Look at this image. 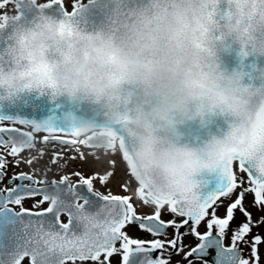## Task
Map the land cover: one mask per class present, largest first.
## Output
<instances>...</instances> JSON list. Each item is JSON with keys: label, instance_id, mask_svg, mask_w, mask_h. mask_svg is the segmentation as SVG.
Segmentation results:
<instances>
[{"label": "clouds", "instance_id": "1", "mask_svg": "<svg viewBox=\"0 0 264 264\" xmlns=\"http://www.w3.org/2000/svg\"><path fill=\"white\" fill-rule=\"evenodd\" d=\"M105 7L108 23L70 56L61 55L71 37L55 17L13 21L0 91L35 89L47 65L59 96L109 107L134 140L149 191L175 199L234 148L264 135V33H245L239 7L223 0H107Z\"/></svg>", "mask_w": 264, "mask_h": 264}, {"label": "snow or ice", "instance_id": "2", "mask_svg": "<svg viewBox=\"0 0 264 264\" xmlns=\"http://www.w3.org/2000/svg\"><path fill=\"white\" fill-rule=\"evenodd\" d=\"M62 3L58 0L57 6ZM76 4L77 0H68L65 11ZM17 125L32 131H21ZM40 132L47 133L42 143L71 144L58 135L51 117L37 122L0 113V148L5 150L0 152V182L10 165H31L44 155L34 135ZM33 150L38 155L23 160L21 154ZM61 158L54 153L51 163ZM73 174L76 183L63 175L51 180V191L37 186L49 184L46 172L39 180L30 173H14L9 179L13 186L0 188V264H22L25 259L29 264H171V256L181 253L184 264H210L205 259L210 250L215 251L211 264H264V135L243 150L234 148L210 177L175 199L161 200L138 185L139 206L151 211H138L130 195L94 188L95 180L106 185L111 172ZM121 188L127 192L128 183ZM37 195L41 199L25 207ZM44 203L47 208H41ZM166 213L170 219H164ZM201 226L206 230L201 232ZM188 235L198 241L194 247L185 243Z\"/></svg>", "mask_w": 264, "mask_h": 264}, {"label": "water", "instance_id": "3", "mask_svg": "<svg viewBox=\"0 0 264 264\" xmlns=\"http://www.w3.org/2000/svg\"><path fill=\"white\" fill-rule=\"evenodd\" d=\"M106 3L107 0H87L73 10L65 11L63 4L57 6L58 0L43 5L36 4L34 0H21L17 4L18 14L0 23V73L11 67L4 49L10 43L8 37L13 21L33 20L41 15L55 17L64 32L71 37L61 51V55L70 56L87 41L89 33L108 23ZM233 4L239 7L245 33L253 29L257 30L256 35L264 33V0H223L225 8ZM226 59L230 58L226 57ZM25 75L31 77L37 73L31 72ZM35 83V89H31L30 86L29 91L20 95L14 96L0 91V113H13L37 122L51 117L58 133L81 135L93 131L85 138L90 146H112L117 138L136 178L145 188L146 193L153 195L138 170L134 155V140L127 134L123 122L114 117L106 104L91 99L69 102L59 96L54 90V83L48 76L47 65L41 66ZM21 131L26 130L21 129ZM61 138L73 142L71 139L62 136ZM37 186L47 187L51 191L50 183ZM82 191L87 194L86 190L82 189ZM156 255L158 253H154L153 257L155 258Z\"/></svg>", "mask_w": 264, "mask_h": 264}, {"label": "rangeland", "instance_id": "4", "mask_svg": "<svg viewBox=\"0 0 264 264\" xmlns=\"http://www.w3.org/2000/svg\"><path fill=\"white\" fill-rule=\"evenodd\" d=\"M3 3L0 4V12H3L4 16L8 17L11 15H14L17 11V8L15 6V0H2ZM39 3L45 2V0H36ZM50 1V0H47ZM86 0H77V4L80 2H83ZM64 6L68 3V0H63ZM76 4V5H77ZM72 9V8H71ZM68 9V10H71ZM4 16H0V21ZM55 146V147H52ZM66 146H63L58 141H51L49 143H45V149L44 155L35 160L31 165H28L27 163H22L18 167L9 166L7 169V175L5 176L2 185H6L9 183L8 178L11 177L14 173H17L19 171H26L29 172L38 178L41 179L42 176H45V172L47 175V180L51 181L52 179H58L63 175H69L71 179H77V177L73 174L77 171L85 174H93L98 170L100 171H112L113 175L112 179L106 187H104L103 192L106 193L108 190L112 188V190L115 189V187L118 190H122L121 185L127 182L130 187L134 190L137 183H135L132 176H130V171L127 168V164L125 161L121 158H118V155L116 157L114 155H103L100 158H97L95 154H92L90 150L88 151L83 147V149H80V152H82L86 159L81 160L79 158V153L77 152L76 155L73 156L71 152H67ZM55 149H59L60 153L63 158L58 159V162L56 164L51 163L52 156L55 152ZM5 150L0 148V152H4ZM72 157H76V159H72ZM112 160V161H111ZM113 160H116L115 162ZM114 162V164L112 163ZM14 163V162H13ZM63 165V167H61ZM50 169V170H48ZM2 185H0V188H2ZM104 186V185H103ZM116 190V189H115ZM129 190V189H128ZM117 191V190H116ZM41 199L40 195L36 196L34 199H29L25 202V206H30L37 201ZM250 199V198H249ZM47 205V203H44L41 205V207ZM143 210H151L150 207H141ZM170 214H165L164 219H170ZM191 236L184 237V241L187 244L188 241H190ZM195 241V238L192 239ZM188 245V244H187ZM186 250V249H185ZM264 252V248L261 250ZM247 253V249L245 250ZM172 257H176V255H173ZM22 264H29V261L25 259Z\"/></svg>", "mask_w": 264, "mask_h": 264}, {"label": "flooded vegetation", "instance_id": "5", "mask_svg": "<svg viewBox=\"0 0 264 264\" xmlns=\"http://www.w3.org/2000/svg\"><path fill=\"white\" fill-rule=\"evenodd\" d=\"M2 3H3V1L0 0V4H2ZM15 6H17L16 0H15ZM16 11H17V10H16ZM4 17H6V16H4ZM4 17L1 19V21L4 19ZM1 21H0V22H1ZM8 186H10V183H8L7 186H6V185H3V188H4V187H8ZM40 197H41V196H40ZM47 205H48V203H47ZM47 205H45V206H43V207H46ZM137 208H138V211H140V212H145V211H147V210H143V208H141V207L139 206V204L137 205ZM149 211H151V210H149ZM61 219H62L63 221H67V216H65V215H61ZM199 230H200L201 232H203V231H205L206 229H205V227L201 226ZM188 236H191V235H188ZM185 237H186V236H185ZM145 238H147V239H151L152 237H145ZM193 238H194V237L191 236V238H188V239H190V241L187 242V244H188L189 246H191V247H194V246L198 243V241H197L196 239H195V241H193V240H192ZM225 243H228V240H225ZM185 251H187V249H186ZM172 256H173V255H172ZM172 256H171V264H184L183 253H181L180 255H176V257H172ZM214 256H215V251H214V250H210L208 256H207L205 259H207V260L210 262V264H211V261H212V259H213ZM116 259H118V257H117ZM195 264H201V262H200V261H196Z\"/></svg>", "mask_w": 264, "mask_h": 264}, {"label": "bare ground", "instance_id": "6", "mask_svg": "<svg viewBox=\"0 0 264 264\" xmlns=\"http://www.w3.org/2000/svg\"><path fill=\"white\" fill-rule=\"evenodd\" d=\"M21 0H16V3H19Z\"/></svg>", "mask_w": 264, "mask_h": 264}]
</instances>
